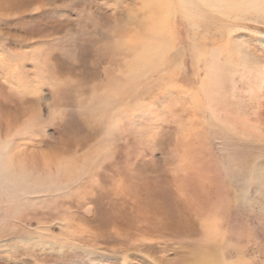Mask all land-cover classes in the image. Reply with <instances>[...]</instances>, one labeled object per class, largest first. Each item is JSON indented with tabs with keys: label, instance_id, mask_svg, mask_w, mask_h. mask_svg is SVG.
I'll return each instance as SVG.
<instances>
[{
	"label": "rangeland",
	"instance_id": "1",
	"mask_svg": "<svg viewBox=\"0 0 264 264\" xmlns=\"http://www.w3.org/2000/svg\"><path fill=\"white\" fill-rule=\"evenodd\" d=\"M229 1L0 0V143L44 133L0 159V264H264V0Z\"/></svg>",
	"mask_w": 264,
	"mask_h": 264
},
{
	"label": "bare ground",
	"instance_id": "2",
	"mask_svg": "<svg viewBox=\"0 0 264 264\" xmlns=\"http://www.w3.org/2000/svg\"><path fill=\"white\" fill-rule=\"evenodd\" d=\"M178 1V4H179V6L182 8V10H184V12H185V14H186V16L187 17H189V18H194V17H198V16H200V15H202L203 16V7L204 6H207V3H209L210 4V6H212V8H213V11H214V9L215 10H219L218 12H226L228 9H237L238 7H240L238 4H233V3H231L229 0H177ZM238 1V0H237ZM254 1H256V0H254ZM213 3H215V4H213ZM239 3H241L240 1H239ZM263 3V2H262ZM253 5H255V7L256 8H259L260 7V5H258V3L256 4V2L255 3H253L252 2V4H251V6L252 7H254ZM156 5H154L153 7H155ZM157 6H159V7H161V9L165 12L164 14L165 15H163V19H162V23H159V27L160 28H163L164 27V24H163V22L167 19H169L172 15H173V7H172V0H161V2H160V4H157ZM206 8V7H205ZM264 9V8H263ZM254 10V9H253ZM260 10H262V9H260ZM259 10V11H260ZM258 11V12H259ZM220 12V13H221ZM261 12V11H260ZM262 12H264V11H262ZM160 13V12H159ZM172 19V18H171ZM159 30V29H158ZM164 31V30H163ZM219 54H220V51L218 50V51H215V52H213V55L215 56V57H217V56H219ZM212 56V55H211ZM219 58V57H218ZM218 60V59H217ZM211 104V103H210ZM10 108H9V106L5 109V112L7 113V114H9L10 115ZM5 116H7V115H5ZM8 117H10V116H8ZM211 119L214 121H216L217 120V117H214V115H212V117H211ZM0 159H1V157H0ZM7 160L8 161H10V163H13V165H15V162H17V161H15V160H18L19 162H21L20 163V165L27 171V170H29L30 168H29V162H28V159L22 154V156L21 155H19V158H18V154H15V151H13L9 156H8V158H7ZM2 161V160H1ZM7 161V162H8ZM6 162V161H5ZM5 164V163H4ZM14 168V167H13ZM8 169V170H7ZM5 171H6V173L7 174H9L8 173V171H10L9 170V168H7ZM1 171V170H0ZM4 171V170H3ZM4 173V172H3ZM27 173V172H26ZM2 174V173H1ZM9 179H11V177L9 178ZM12 183V182H11ZM6 187V186H5ZM9 190V189H8Z\"/></svg>",
	"mask_w": 264,
	"mask_h": 264
},
{
	"label": "snow or ice",
	"instance_id": "3",
	"mask_svg": "<svg viewBox=\"0 0 264 264\" xmlns=\"http://www.w3.org/2000/svg\"><path fill=\"white\" fill-rule=\"evenodd\" d=\"M35 125L26 127L22 129L21 131H18L14 137L9 138L6 141H3L0 143V157H3L4 159H7L8 156L19 148V146L25 142V139L31 136H43L44 133L42 132H34L32 131V128H34ZM261 151H264L262 149ZM257 170L261 174V176H264V157L261 158V162L259 163ZM262 188H264V183H262ZM121 264H128L127 261H122Z\"/></svg>",
	"mask_w": 264,
	"mask_h": 264
}]
</instances>
